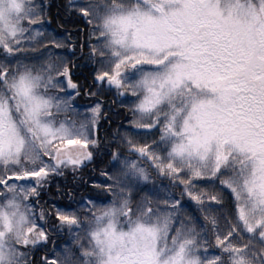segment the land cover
<instances>
[{
	"label": "snow or ice",
	"instance_id": "obj_1",
	"mask_svg": "<svg viewBox=\"0 0 264 264\" xmlns=\"http://www.w3.org/2000/svg\"><path fill=\"white\" fill-rule=\"evenodd\" d=\"M0 264H264V0H0Z\"/></svg>",
	"mask_w": 264,
	"mask_h": 264
},
{
	"label": "trees",
	"instance_id": "obj_2",
	"mask_svg": "<svg viewBox=\"0 0 264 264\" xmlns=\"http://www.w3.org/2000/svg\"><path fill=\"white\" fill-rule=\"evenodd\" d=\"M55 2H56V3H59V2H60V0H55ZM53 11H55V9H54Z\"/></svg>",
	"mask_w": 264,
	"mask_h": 264
}]
</instances>
